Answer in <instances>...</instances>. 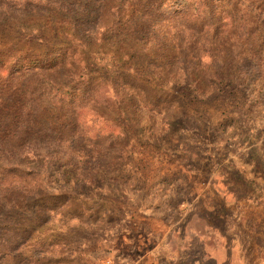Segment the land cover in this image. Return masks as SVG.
Wrapping results in <instances>:
<instances>
[{
  "label": "rangeland",
  "instance_id": "1",
  "mask_svg": "<svg viewBox=\"0 0 264 264\" xmlns=\"http://www.w3.org/2000/svg\"><path fill=\"white\" fill-rule=\"evenodd\" d=\"M262 148L264 0H0V264H171Z\"/></svg>",
  "mask_w": 264,
  "mask_h": 264
},
{
  "label": "crops",
  "instance_id": "2",
  "mask_svg": "<svg viewBox=\"0 0 264 264\" xmlns=\"http://www.w3.org/2000/svg\"><path fill=\"white\" fill-rule=\"evenodd\" d=\"M263 154L264 148L259 157ZM218 165L220 179L213 195L223 199L225 206L219 214L211 209L209 217L201 218L206 231L202 239H196L197 229L188 221L192 238L172 243L184 249L171 253V264H264V159H225ZM228 175L235 179L234 191L229 190Z\"/></svg>",
  "mask_w": 264,
  "mask_h": 264
}]
</instances>
